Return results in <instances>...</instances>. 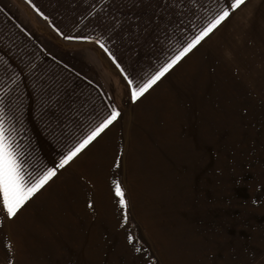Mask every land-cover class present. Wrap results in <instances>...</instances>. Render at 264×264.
Returning <instances> with one entry per match:
<instances>
[{
	"label": "rangeland",
	"instance_id": "374dc122",
	"mask_svg": "<svg viewBox=\"0 0 264 264\" xmlns=\"http://www.w3.org/2000/svg\"><path fill=\"white\" fill-rule=\"evenodd\" d=\"M69 15L0 0V64L15 74L0 79V119L18 156L53 165L120 115L11 221L0 214V264H264V0L135 102L105 62L129 42Z\"/></svg>",
	"mask_w": 264,
	"mask_h": 264
},
{
	"label": "trees",
	"instance_id": "16d2710c",
	"mask_svg": "<svg viewBox=\"0 0 264 264\" xmlns=\"http://www.w3.org/2000/svg\"><path fill=\"white\" fill-rule=\"evenodd\" d=\"M27 1L37 13L50 16L47 18L49 21L53 16L58 17L61 12L69 17H72L69 14L77 11L79 14H86L81 23V29L98 41L117 42L120 39H126L129 44L123 51V57L112 54L104 48L108 54L105 62L113 70H119L125 83L131 80L132 87L136 90L147 83L165 64L175 59L225 8L228 9L230 15L234 12L230 8L232 0ZM143 16L148 19L146 22L141 21ZM78 18L81 19L80 16ZM150 18H152L150 27H143L146 24L148 26ZM136 23H138L141 32H137L134 36L130 32ZM57 26L56 30L59 29V25ZM101 44L98 42L99 46ZM149 61L152 62L151 65L147 63ZM70 72L75 74L74 71ZM3 76L15 77V74L0 64V79ZM17 115L23 116V113H17ZM19 126L23 127L24 121ZM69 152L71 150L58 161L54 160L53 165L49 166L43 159L37 160L32 157L31 153H29V157L18 156L20 163L23 165L25 179L35 182L49 169H53L56 175L67 164L63 168L56 167V165H59L60 161ZM32 165L37 166L34 174L29 168Z\"/></svg>",
	"mask_w": 264,
	"mask_h": 264
},
{
	"label": "snow or ice",
	"instance_id": "6c2138e0",
	"mask_svg": "<svg viewBox=\"0 0 264 264\" xmlns=\"http://www.w3.org/2000/svg\"><path fill=\"white\" fill-rule=\"evenodd\" d=\"M245 3V0H232L230 8L235 11L241 5ZM230 15L227 8L223 10L218 16L215 17L208 24V26L196 36L191 43H189L183 51L179 53L171 62L165 64L154 76L151 77L141 88L138 90L132 87V81L128 80L126 88L131 91V98L135 102L139 97L146 93L154 84L157 83L173 65L181 59L185 54L195 48L205 37L216 29L222 21L228 18ZM127 79V78H126ZM3 101L0 100V106ZM0 107V111H2ZM120 114L113 110L111 114L104 120L99 127L93 131L86 140L78 145L73 151L69 152L68 155L62 159L59 165L56 167L63 168L69 161H71L77 153L89 144L96 137L100 136L110 125H112ZM55 175L53 169H49L40 179L35 182H30L25 179L23 165L18 159L17 146L13 143L11 136L7 133L4 128V122L0 119V214H3V218L11 221L16 216L18 210L38 191L40 190L50 179L51 176ZM115 196L118 198V202L121 208L125 205L124 192L119 183H115L114 186ZM131 243V238H129Z\"/></svg>",
	"mask_w": 264,
	"mask_h": 264
},
{
	"label": "crops",
	"instance_id": "0c3cea01",
	"mask_svg": "<svg viewBox=\"0 0 264 264\" xmlns=\"http://www.w3.org/2000/svg\"><path fill=\"white\" fill-rule=\"evenodd\" d=\"M223 23V22H222ZM221 23V24H222ZM221 24L219 25V26H221ZM218 26V27H219ZM223 26V25H222ZM217 27V28H218ZM216 29H214L213 30V32L215 31ZM213 32L212 33H210L207 37H205L195 48H193L190 52H188L178 63H176L170 70H169V72L168 73H166L161 79H160V82H162L166 77V75L168 76L169 74H171L172 72H174L179 66H181V64H183V63H185V60H187L189 57H191L193 54H194V52L193 51H195V49H197L200 45H201V43L205 40V39H208L209 37H211L212 35H213ZM192 65H193V62L191 63ZM171 92V91H170ZM71 163V162H70ZM69 163V164H70ZM69 164H67L63 169H65ZM62 169V170H63ZM61 170V171H62ZM60 171V172H61ZM59 174V173H58ZM40 191V190H39ZM38 191V192H39ZM37 192V193H38Z\"/></svg>",
	"mask_w": 264,
	"mask_h": 264
}]
</instances>
